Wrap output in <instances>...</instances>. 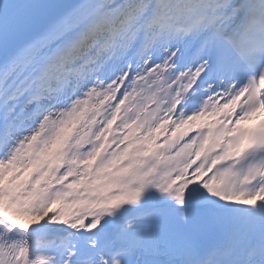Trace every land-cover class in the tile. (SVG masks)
I'll return each mask as SVG.
<instances>
[{
	"label": "snow or ice",
	"instance_id": "obj_1",
	"mask_svg": "<svg viewBox=\"0 0 264 264\" xmlns=\"http://www.w3.org/2000/svg\"><path fill=\"white\" fill-rule=\"evenodd\" d=\"M0 264H264V0H0Z\"/></svg>",
	"mask_w": 264,
	"mask_h": 264
}]
</instances>
